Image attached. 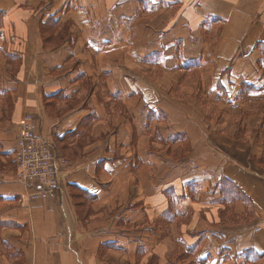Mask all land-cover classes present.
I'll list each match as a JSON object with an SVG mask.
<instances>
[{
    "label": "crops",
    "instance_id": "crops-1",
    "mask_svg": "<svg viewBox=\"0 0 264 264\" xmlns=\"http://www.w3.org/2000/svg\"><path fill=\"white\" fill-rule=\"evenodd\" d=\"M263 92L264 0H0V264H264ZM26 116L54 198L16 180Z\"/></svg>",
    "mask_w": 264,
    "mask_h": 264
},
{
    "label": "built area",
    "instance_id": "built-area-1",
    "mask_svg": "<svg viewBox=\"0 0 264 264\" xmlns=\"http://www.w3.org/2000/svg\"><path fill=\"white\" fill-rule=\"evenodd\" d=\"M15 164L16 180L28 191L29 199L46 200L56 196L58 170L64 162L48 143L38 140L30 116H26L18 128Z\"/></svg>",
    "mask_w": 264,
    "mask_h": 264
},
{
    "label": "rangeland",
    "instance_id": "rangeland-1",
    "mask_svg": "<svg viewBox=\"0 0 264 264\" xmlns=\"http://www.w3.org/2000/svg\"><path fill=\"white\" fill-rule=\"evenodd\" d=\"M190 81H191V79H190ZM183 84L184 85L188 84V79L187 78L184 79ZM193 86L194 87L196 86L195 83L193 84ZM246 93L249 94L248 92H246ZM189 94H185V95L186 96H190ZM197 95H198V97L194 96V94L192 93L191 98L193 99V102H195V101H199L200 102V98H199L200 94H197ZM261 96H262L261 97L262 99L259 100L260 102L248 99L242 104L243 105V108H242V111H243L242 117L243 118H245L247 120L248 118L255 116L257 111H258V114H259L260 109L262 110L261 111V114H262L261 117L262 116L264 117V92L262 93ZM229 111L226 110V113H232L233 112L232 110H229ZM194 114H197V115L203 114L204 115L205 121L203 120V125H202V123H199V124L205 131H207V130L211 131L212 129H217V125L223 119V118H221V117H223V115H222L223 112H222V114H219L218 110H215V111L210 110L209 113H205V111H201V109H196V110H194ZM228 115H230V114H227L225 117H227ZM236 118H237V115H236ZM237 119H239V118H237ZM226 124H227L226 127L228 128V123H226ZM230 128H233V125ZM251 132H252V129H248L246 134L245 133L241 134V135H239V137L242 136V137H244V139H246V137H248V138L251 139L249 142H251L254 139L253 138L254 133L251 134ZM253 132H254V130H253ZM236 144H238V143H236ZM240 144L244 145V143H242V142H240ZM257 163H259V165H262V168L264 170V157L259 159Z\"/></svg>",
    "mask_w": 264,
    "mask_h": 264
}]
</instances>
